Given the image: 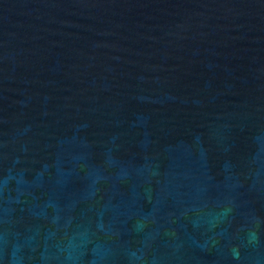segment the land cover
Segmentation results:
<instances>
[{"label":"water","instance_id":"1","mask_svg":"<svg viewBox=\"0 0 264 264\" xmlns=\"http://www.w3.org/2000/svg\"><path fill=\"white\" fill-rule=\"evenodd\" d=\"M0 264H264V0H0Z\"/></svg>","mask_w":264,"mask_h":264}]
</instances>
